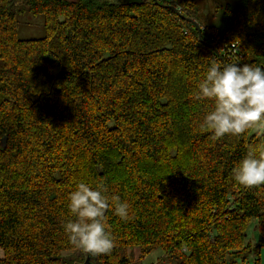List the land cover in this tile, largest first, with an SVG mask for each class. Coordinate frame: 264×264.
<instances>
[{"label":"trees","instance_id":"trees-1","mask_svg":"<svg viewBox=\"0 0 264 264\" xmlns=\"http://www.w3.org/2000/svg\"><path fill=\"white\" fill-rule=\"evenodd\" d=\"M25 13L42 37L19 38ZM211 62L264 65V0H0V264L83 263L62 227L79 182L129 204L124 220L106 210L114 245L95 264H130L134 248L236 264L264 248V184L232 179L264 131L201 127Z\"/></svg>","mask_w":264,"mask_h":264},{"label":"clouds","instance_id":"clouds-1","mask_svg":"<svg viewBox=\"0 0 264 264\" xmlns=\"http://www.w3.org/2000/svg\"><path fill=\"white\" fill-rule=\"evenodd\" d=\"M197 101L208 100L201 127L211 131L213 139L240 136L255 127L264 131V65L237 63L222 67L211 62L194 94ZM235 184L252 188L264 184V143L247 154L232 169ZM114 206L122 220L129 215V204L118 196L109 197L106 189L79 182L68 195V212L73 219L63 224L67 241L92 256L111 252L114 241L105 223V212Z\"/></svg>","mask_w":264,"mask_h":264},{"label":"rangeland","instance_id":"rangeland-1","mask_svg":"<svg viewBox=\"0 0 264 264\" xmlns=\"http://www.w3.org/2000/svg\"><path fill=\"white\" fill-rule=\"evenodd\" d=\"M18 7H23V0H16ZM17 32L19 38H40L44 35V20L41 15L34 16L28 13L18 16ZM258 231L256 221L252 220L246 229L245 243L254 247L257 243ZM161 252L159 250L151 252L148 256L140 258V251L137 248L131 250L130 264H156ZM256 257L259 261L256 263ZM164 264V263H160ZM236 264H264V248L252 251L244 259L236 260Z\"/></svg>","mask_w":264,"mask_h":264},{"label":"water","instance_id":"water-1","mask_svg":"<svg viewBox=\"0 0 264 264\" xmlns=\"http://www.w3.org/2000/svg\"><path fill=\"white\" fill-rule=\"evenodd\" d=\"M172 8H174V7H172ZM186 19L194 25V27L196 28V30L198 32L199 39H201L199 24L190 18H186ZM94 258H95V256H92V255L87 253L82 264H95Z\"/></svg>","mask_w":264,"mask_h":264},{"label":"crops","instance_id":"crops-1","mask_svg":"<svg viewBox=\"0 0 264 264\" xmlns=\"http://www.w3.org/2000/svg\"><path fill=\"white\" fill-rule=\"evenodd\" d=\"M3 256V251L2 249L0 248V258Z\"/></svg>","mask_w":264,"mask_h":264}]
</instances>
